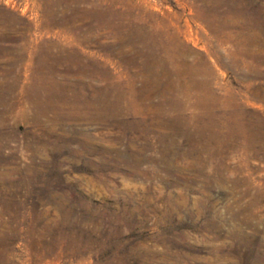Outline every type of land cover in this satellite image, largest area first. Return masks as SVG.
<instances>
[{"label": "rangeland", "instance_id": "1", "mask_svg": "<svg viewBox=\"0 0 264 264\" xmlns=\"http://www.w3.org/2000/svg\"><path fill=\"white\" fill-rule=\"evenodd\" d=\"M0 264H264V0H0Z\"/></svg>", "mask_w": 264, "mask_h": 264}, {"label": "bare ground", "instance_id": "2", "mask_svg": "<svg viewBox=\"0 0 264 264\" xmlns=\"http://www.w3.org/2000/svg\"><path fill=\"white\" fill-rule=\"evenodd\" d=\"M51 97V96H50ZM75 100V99H74ZM43 105V104H42ZM40 111V110H39ZM46 111V110H45ZM70 112V111H69ZM56 114V113H55ZM206 146V145H205Z\"/></svg>", "mask_w": 264, "mask_h": 264}]
</instances>
